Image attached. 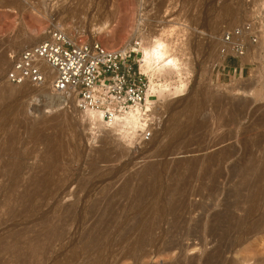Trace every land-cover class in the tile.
I'll return each instance as SVG.
<instances>
[{
	"label": "rangeland",
	"instance_id": "374dc122",
	"mask_svg": "<svg viewBox=\"0 0 264 264\" xmlns=\"http://www.w3.org/2000/svg\"><path fill=\"white\" fill-rule=\"evenodd\" d=\"M247 17L242 0H0V264H264V69L218 63ZM54 29L139 50L150 141L7 83L10 55ZM157 37L181 68L150 79L140 47Z\"/></svg>",
	"mask_w": 264,
	"mask_h": 264
},
{
	"label": "built area",
	"instance_id": "2783aa9c",
	"mask_svg": "<svg viewBox=\"0 0 264 264\" xmlns=\"http://www.w3.org/2000/svg\"><path fill=\"white\" fill-rule=\"evenodd\" d=\"M242 1L247 20L225 28L218 37L222 67L223 61L256 57L264 64V0ZM138 53L135 48L109 50L54 29L46 40L10 55L6 81L16 87L42 89L47 85L52 93L73 99L79 109L99 113L109 122L133 113L139 126L135 136L146 143L153 132L149 126L150 81L140 72V65L136 69L138 62L132 56Z\"/></svg>",
	"mask_w": 264,
	"mask_h": 264
},
{
	"label": "bare ground",
	"instance_id": "6f19581e",
	"mask_svg": "<svg viewBox=\"0 0 264 264\" xmlns=\"http://www.w3.org/2000/svg\"><path fill=\"white\" fill-rule=\"evenodd\" d=\"M34 35H36V34H34ZM169 47L170 46L167 43V41H165L162 37L161 38L160 37L154 38L153 41H151L149 43V45L146 47H144V46L140 47L142 49V52H143L142 60H141V69L145 74H147L150 77V79L154 78L150 74H153V75L154 74H156V75L162 74V76H163L164 73H167V72H171V71L178 72L179 68H181L179 60L176 57H174L172 54H170L171 49ZM243 60H245V58H243ZM219 62L220 61H219V56H218V63ZM261 67L264 69L263 62H261ZM152 85H153V82L151 80V86ZM249 92H252V87L249 89ZM156 95H157L156 93L148 95V108L149 109L152 108L153 100H154ZM45 96H47L46 97V101H47L46 105L51 109H57L58 110L59 108H62L71 102V99L68 100V98L66 99V97L61 95V94H54V93L49 92ZM44 105H45V103H44ZM75 107H77V106H75ZM81 113L87 117L86 119L94 127L105 128V129L108 128L109 130L111 129V131L116 133L117 136H119L125 140L127 139V141H129L130 139L135 137L136 130L139 127L138 126V117L133 113L130 114L128 117H125L123 119H115L111 122L106 121L104 119V117L99 113H94V112H91L88 110H82ZM151 166L147 167V174L148 173L151 174L152 175L151 181L156 182L159 179L160 174L158 173L157 169L155 170V166L153 168ZM192 168H194V166ZM146 177H148V176H146ZM145 179H147V178H145ZM146 181L148 183L149 180H146ZM144 183H146V182H144ZM143 186H144V184H143ZM147 186H150V185H147ZM145 188H148V187H145ZM137 190H138V188H137ZM145 191L146 190L144 188L139 189L137 191L138 196H143Z\"/></svg>",
	"mask_w": 264,
	"mask_h": 264
},
{
	"label": "trees",
	"instance_id": "16d2710c",
	"mask_svg": "<svg viewBox=\"0 0 264 264\" xmlns=\"http://www.w3.org/2000/svg\"><path fill=\"white\" fill-rule=\"evenodd\" d=\"M231 64L234 65V64H236V62L235 61H231Z\"/></svg>",
	"mask_w": 264,
	"mask_h": 264
}]
</instances>
